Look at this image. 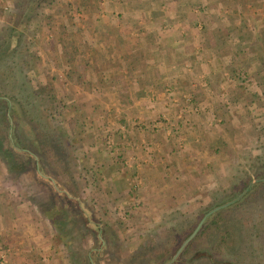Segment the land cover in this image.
<instances>
[{"label": "rangeland", "instance_id": "obj_1", "mask_svg": "<svg viewBox=\"0 0 264 264\" xmlns=\"http://www.w3.org/2000/svg\"><path fill=\"white\" fill-rule=\"evenodd\" d=\"M61 1L66 11L72 12L69 18L74 17L78 0ZM94 2L95 13H103L100 0ZM47 7L49 11L33 22L42 20V24H32L19 43V53H0V112L4 111V100H8L11 124L7 132L10 138L7 141L3 137L4 144L16 150L12 151L17 162L26 167L20 174L13 173L0 157V235L13 232L17 239L24 240L34 264H82L81 255L90 249L95 264H114L120 259L122 264H129V257L146 253L151 242L168 249L164 260L175 253L174 258L181 256L177 264H190L205 253L204 246L215 235L199 236L195 247L189 248L191 241L188 242L179 255L175 251L176 236H182L179 250L212 209L224 205L233 195H238L236 200L242 199L245 184L255 183L264 175V45L239 56L238 65L243 69H231L238 77L235 84L221 86L217 73L207 87L196 89L198 97L206 92L230 96L231 100L220 102L227 114L226 125L203 133L202 138L200 133L191 138L200 139L192 142V148L194 155L201 152V156L194 164L176 166L175 172L184 175L183 179L173 173L174 177L169 174L173 179L162 180L149 156L141 154L144 159L139 163L135 153L138 149L122 145L114 148L106 130L95 132L84 121L86 118L78 116V101L64 100L69 86L58 63V40L54 36L48 43L46 35L62 30L66 23L59 19L58 7ZM20 14L22 10L16 8L5 15L0 23V39L9 34V25L19 24L16 22ZM68 22L72 24L69 19ZM44 44H49L53 52L44 53ZM11 45L12 41L7 50ZM45 130L60 136L65 145V167H59L62 163H57L51 154L40 155L37 139ZM135 133L134 137H138V131ZM147 134L139 137L144 140L143 148L150 139ZM24 147L34 153L28 156ZM55 166L63 172L52 169ZM182 168L187 170L181 172ZM49 202L51 210L59 214L58 221L46 215ZM248 203L245 208L255 207L259 201ZM221 209L224 207L218 210ZM83 210L92 220L90 223ZM213 213L207 215L193 240ZM97 228L104 231L103 236L99 234L103 242L99 241ZM0 241V256L6 255L5 238ZM99 244L107 247L101 257L95 249Z\"/></svg>", "mask_w": 264, "mask_h": 264}, {"label": "crops", "instance_id": "obj_2", "mask_svg": "<svg viewBox=\"0 0 264 264\" xmlns=\"http://www.w3.org/2000/svg\"><path fill=\"white\" fill-rule=\"evenodd\" d=\"M100 2L104 11L95 13L94 0H78L74 20L61 0L53 4L66 23L62 30L46 35L48 43L54 36L58 40V63L70 89L63 98L78 101V116L86 118L95 132L106 130L114 148L138 149L139 163L149 156L160 171L159 178L173 179L169 174L177 172V165L194 164L201 156V152L194 155L192 148V142L200 139L191 138L197 133L202 138L203 133L226 125L220 102L230 96L206 92L198 97L195 91L207 87L217 73L221 86L236 83L238 77L231 69H243L239 56L264 45V0ZM16 3L0 0V23L13 13ZM43 51L53 52L49 44ZM229 58L231 62L225 63ZM148 132L146 152L139 137ZM178 173L174 175L183 179ZM7 235H0L7 248L0 263L34 264L24 240L13 232L9 234L13 239Z\"/></svg>", "mask_w": 264, "mask_h": 264}, {"label": "trees", "instance_id": "obj_3", "mask_svg": "<svg viewBox=\"0 0 264 264\" xmlns=\"http://www.w3.org/2000/svg\"><path fill=\"white\" fill-rule=\"evenodd\" d=\"M17 2L16 8L22 10V14H20L17 22L15 21L16 24H19L15 26L9 25L7 27L9 34L4 35L0 39V53L6 52L8 55H13L15 52L19 53L18 45L24 40L26 33L29 31V27H31L32 24H34L33 27L42 24V20H40V23L37 21L33 23L35 21L34 19L41 16V14L45 15L47 11H49L46 9L48 8L47 6L50 5L53 7L55 0H17ZM18 27L17 34L14 35L13 33ZM10 41H12V45L11 47H8L10 50H7V45L10 44ZM4 102V111L0 112V157L9 164L10 171L20 174L26 170V167L22 164L20 165V162H17L14 156L15 153L13 152L16 150L13 147L7 148L4 144L5 141L3 137L6 140H9L10 137L9 135L7 137V134L9 133L8 129L11 127L9 101L4 100ZM9 143L11 144L12 141ZM36 146L38 147L40 155L46 156L47 154H51L56 159L57 163H62L59 167L66 166V159L64 158L66 147L61 141L60 136L55 135L48 130L40 132ZM23 149L27 152L28 156H31L32 153H34L28 148L24 147ZM262 163L264 166V158ZM52 169L56 170L57 167H52ZM57 171L58 173H62L63 169L60 170V168H58L56 172ZM244 190L246 194H244L242 199L236 200L238 195H233L229 201L223 203L227 204L224 206V209L215 211L210 218L206 220V223L198 236L194 240H191L189 248L197 245L196 241L199 236L215 235L213 236L212 242L207 243L204 246L203 250L205 253L196 256L190 264H264V175L255 183H246ZM67 198L70 201L73 199L70 198L68 194ZM248 201H259V203L255 207L251 206L245 208L246 205H249ZM49 204L48 211H45L46 215H48L54 222L58 221L59 214L55 210H51L52 203L49 202ZM81 212H83L85 220L90 223L92 220L87 215V212H85V210ZM96 230L99 241L101 240L103 242L104 240L99 236V234L103 236V229L97 228ZM73 237L75 238V236ZM181 237L182 236H176V253L179 251L178 247L182 241ZM189 248L184 252V255L189 252ZM95 249L101 257L106 253L107 247L99 244V247ZM91 251L92 249H90L85 255H81L82 264H95V259ZM167 251L168 249L163 248L159 242H156L155 244L151 242L146 246V253H133L129 257V264H177L181 260V256L177 259L176 257L174 258L175 253H173L172 257L168 260H164L167 256ZM106 264L113 263L107 262ZM114 264H122L121 259L119 262L114 260Z\"/></svg>", "mask_w": 264, "mask_h": 264}, {"label": "water", "instance_id": "obj_4", "mask_svg": "<svg viewBox=\"0 0 264 264\" xmlns=\"http://www.w3.org/2000/svg\"><path fill=\"white\" fill-rule=\"evenodd\" d=\"M226 205H227V204H224V205L218 206V207L212 209L208 214H211V213L215 212L216 210H218V209H220L221 207H224V206H226ZM208 214H207V215H208ZM207 215L203 218V220L200 222L199 226L194 230V232L191 234V236L188 237L187 240L182 244V246L180 247L178 253H180V252L182 251V249L186 246V244H187L188 242H190V241L192 240V238L196 235V233H197L198 230L200 229L202 223L205 221ZM178 253H177V254H178Z\"/></svg>", "mask_w": 264, "mask_h": 264}]
</instances>
